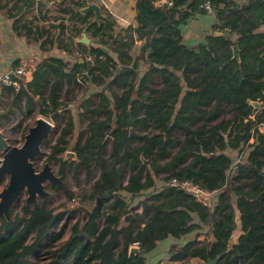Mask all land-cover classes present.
<instances>
[{
	"label": "trees",
	"instance_id": "16d2710c",
	"mask_svg": "<svg viewBox=\"0 0 264 264\" xmlns=\"http://www.w3.org/2000/svg\"><path fill=\"white\" fill-rule=\"evenodd\" d=\"M158 1L137 0L126 35L113 36L116 20L109 14L98 22L91 13L83 14L85 1L62 8L69 13V31L62 21L56 35L50 27L26 30L41 40V49L63 54L39 62L18 90L3 91L15 93V105L24 100L27 110L38 102L41 114L57 120L64 117L61 79L93 90L96 101L91 95L84 98L87 104L76 114L86 120L69 147V156L78 159L61 157L66 137L76 128L69 108L47 159L59 163L62 176L78 167L89 175L94 161L100 176L89 187L66 190L69 202L63 210L29 208L23 202L21 216L13 215V221L2 217L0 264H28L44 237L51 244L60 239L66 224L50 228L65 211L72 216L76 202L88 205L90 217L73 223L70 236L51 251L47 264H147V254L168 238L174 241L168 250L172 262L216 258L215 264H264V130L259 128L264 124V0H213L211 31L194 44L184 41L182 27L205 14L200 8L204 0ZM83 31L90 38L88 46L75 41ZM215 31L227 37L214 36ZM234 44L239 61L232 58ZM156 75L160 89L153 87ZM114 83L123 88L120 95L112 89ZM248 100L260 101V108L255 110ZM223 103L231 115L218 119ZM177 132L184 138H177ZM171 177L213 192L215 204L203 206L190 192L162 185ZM142 195L141 210L122 225L132 210L127 200ZM203 230L205 239L181 243ZM134 244L138 251L130 252Z\"/></svg>",
	"mask_w": 264,
	"mask_h": 264
},
{
	"label": "rangeland",
	"instance_id": "374dc122",
	"mask_svg": "<svg viewBox=\"0 0 264 264\" xmlns=\"http://www.w3.org/2000/svg\"><path fill=\"white\" fill-rule=\"evenodd\" d=\"M198 17V16H197ZM195 17L192 21H190L186 26L182 28L183 38L187 44H194L198 40H204L205 36L210 33L211 31V22H214L215 16H212V21L208 20L209 17L205 15H200L198 18ZM159 75L155 77V83L153 85L154 88L160 89L162 87V83H160ZM53 77L51 78V80ZM112 89L120 95L123 91V88L117 84H111ZM70 90L69 92H67ZM16 91V90H15ZM93 90H89L86 84H82L81 82L78 83H71L67 84L64 79H61V89L59 91V102L60 106V113L63 115V118H58L57 120L52 119V117L45 113L41 114L39 112L38 102L35 103V107L27 110L25 108L24 100H22L19 104L15 105L13 103V95L11 91L5 90L0 94V130L3 132L4 137L11 145L20 146L24 141V135L26 134L28 127L34 123V120L39 117L43 116L44 118L48 119L53 124V128L49 134L47 141L44 142L42 146L41 154L34 160V164L37 169H41L44 162L48 161L51 168L58 174L59 170V163L54 162L52 160H48L47 157L51 152V145L55 144L57 137L59 136L62 127L65 124V118L67 117L68 113L65 111L66 108L70 109L72 115L75 116V131L73 134H69L66 138L68 140L67 150L61 154V157L69 162L71 159L77 160L78 158H71L66 153L70 152L69 147L74 144L78 130L80 126H85L86 120L83 117H80L83 120L77 119L76 114L81 110L84 105V98H88L90 96L91 101H96V96L91 92ZM48 93V88L45 89V95ZM91 93V94H90ZM93 99V100H92ZM223 113L218 118L221 117H229L231 113L229 112L228 105L223 103ZM176 137L179 139L184 138V135L180 132L176 133ZM109 145L107 144L105 147V155L109 152ZM175 149H170L171 153L174 152ZM231 156H236L238 158L236 152L228 151ZM90 174L87 175L85 170L81 167L74 169H66V173L63 175V181L67 190L76 192L78 189L83 187H89L92 185L96 180H98L100 176V168L94 163V161L90 162ZM73 166V165H72ZM3 181L0 182V189L6 184L7 177L5 175L2 176ZM163 182V181H162ZM46 189H49L51 192V196L45 198L44 200H38L39 206H43L45 208H56L57 210L65 209L62 205H65L69 202L68 197L66 195V190L63 188H56L47 186ZM26 197L25 193H22L19 198L14 202L11 207L12 216L18 214L21 216L23 214L22 205L23 202L25 203L24 199ZM146 195L137 196L133 199H128L127 202L131 207V211L129 213H134L135 211L141 210V201L145 200ZM77 203V202H76ZM75 203L71 204L74 205ZM80 204V203H79ZM83 207H87V204H81ZM29 208H33L31 204L28 205ZM84 214L82 208L75 209V213L72 216H68L66 211L63 213L62 219L60 222L55 224V226L50 228V232L59 230L63 224L66 226L63 229V234L60 239L55 241L53 244L50 243L48 237L46 236L40 242V250L38 255H31L28 257V264H47L51 258V251L55 248H58L71 234V228L73 223L78 219L81 218ZM124 217V216H123ZM198 237L196 234H190L186 239L182 240L181 243L186 242L188 239L197 238L198 240H203L206 238L205 232L200 231L198 233ZM31 241L32 239L29 238ZM174 241L172 239H166L160 242L156 249L149 252L146 256L147 264H203L204 261L198 259H188L183 262H172L169 260L168 250L171 244Z\"/></svg>",
	"mask_w": 264,
	"mask_h": 264
},
{
	"label": "crops",
	"instance_id": "0c3cea01",
	"mask_svg": "<svg viewBox=\"0 0 264 264\" xmlns=\"http://www.w3.org/2000/svg\"><path fill=\"white\" fill-rule=\"evenodd\" d=\"M71 1H78V3L85 1L86 5L88 3L99 5L102 15L99 20L107 14L116 20L113 36H116L117 33H125L124 35L130 33L129 26L132 24L136 14L137 0H0V70L6 71L15 65H28L34 68L50 54L62 55V50L52 48L48 51L47 49H41V40H35L32 33L27 35L26 30L29 28L34 29V27H50L52 33L56 35L59 23L62 21L67 26L65 31H69L71 25L69 13L63 12L62 8L69 7ZM70 5L71 7L73 6L72 3ZM85 6L81 7V12ZM82 13H91L94 20L95 16L92 11ZM200 15L202 14L195 17ZM203 15L209 17L208 20L211 21V17L215 16V14ZM195 17L189 19L184 26ZM213 23L211 22V25ZM83 33L86 34L83 31L75 38L76 42H78ZM86 36L89 39V43L85 45L88 46L90 38L87 34ZM128 40L129 38H127ZM105 50L106 48H104ZM75 53L77 54V52ZM71 65L72 63H69L67 68H70ZM93 89L96 88L94 87ZM214 201H216L215 194Z\"/></svg>",
	"mask_w": 264,
	"mask_h": 264
},
{
	"label": "water",
	"instance_id": "95a60500",
	"mask_svg": "<svg viewBox=\"0 0 264 264\" xmlns=\"http://www.w3.org/2000/svg\"><path fill=\"white\" fill-rule=\"evenodd\" d=\"M88 11L94 13V21L98 22L102 16L100 13V6L96 3H88L82 9V12ZM213 35L227 37V34L221 31H215ZM78 42L88 44L89 39L86 34L83 33L78 39ZM232 58L238 61L240 59L239 48L236 44L232 46ZM80 61H82L81 58ZM248 102L255 110L260 108V101L248 100ZM52 128L53 124L48 119L43 116L37 117L34 123L28 127L24 135V141L20 146L11 145L0 130V153L3 156L0 162V177L3 175L7 177L6 184L0 189V219L4 217L7 221H13L11 207L22 193L26 194L24 199L25 204L35 206L38 204V200H44L51 196L50 190L46 189L47 186H54L67 190L63 181V176L56 174L48 161L44 162L41 169H37L34 164V160L41 154L42 146L44 142L47 141ZM69 154L73 155L72 152L66 153V155ZM81 208L84 212L81 222H84L90 217L91 211L89 208H85L79 203L73 205V209ZM132 216V213L126 214L122 218L121 224L126 225ZM238 216L239 214L237 213V221ZM132 251H138V246L136 244L130 247V252ZM235 257L236 259L238 258L237 255ZM216 261V258H208L203 264H215Z\"/></svg>",
	"mask_w": 264,
	"mask_h": 264
},
{
	"label": "built area",
	"instance_id": "2783aa9c",
	"mask_svg": "<svg viewBox=\"0 0 264 264\" xmlns=\"http://www.w3.org/2000/svg\"><path fill=\"white\" fill-rule=\"evenodd\" d=\"M170 4L168 0H159L158 5ZM200 8L207 15H213L215 13V3L213 0H204L200 4ZM34 68L28 65H15L6 71L0 70V94L5 87H12L15 90L20 88L21 80H29L32 77ZM259 128L264 130V124L260 125ZM2 154L0 153V162L2 161ZM162 185L175 186L184 189L192 194L195 201L203 206L215 204L214 193L209 192L205 188L193 183L191 180L184 179L178 180L175 177L163 180Z\"/></svg>",
	"mask_w": 264,
	"mask_h": 264
},
{
	"label": "flooded vegetation",
	"instance_id": "af4514ba",
	"mask_svg": "<svg viewBox=\"0 0 264 264\" xmlns=\"http://www.w3.org/2000/svg\"><path fill=\"white\" fill-rule=\"evenodd\" d=\"M213 34V33H212Z\"/></svg>",
	"mask_w": 264,
	"mask_h": 264
}]
</instances>
